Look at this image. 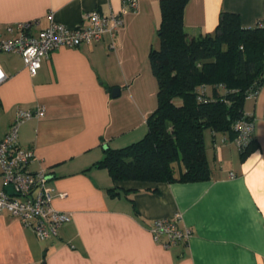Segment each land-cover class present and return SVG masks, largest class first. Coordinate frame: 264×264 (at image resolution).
I'll return each instance as SVG.
<instances>
[{
	"label": "crops",
	"instance_id": "1",
	"mask_svg": "<svg viewBox=\"0 0 264 264\" xmlns=\"http://www.w3.org/2000/svg\"><path fill=\"white\" fill-rule=\"evenodd\" d=\"M123 14L116 48L109 38L61 47L44 57L35 76L15 52H0L8 78L0 86V136L18 109L46 107L23 122L19 142L35 151L30 170L49 173L53 205L69 216L54 239L0 212V264H264V85L244 106L253 117L256 147L244 158L229 134L205 131L212 176L193 182L114 181L94 164L105 149L141 140L158 107L159 82L150 58L162 20L161 0H137ZM124 0H0V32L9 23L38 19L86 25L92 10L120 12ZM223 11L243 26L264 23V0H188L185 29L214 32ZM119 93L114 95V90ZM117 187V196L109 191ZM0 180V189H1ZM182 215L191 237L165 248L150 226Z\"/></svg>",
	"mask_w": 264,
	"mask_h": 264
},
{
	"label": "trees",
	"instance_id": "2",
	"mask_svg": "<svg viewBox=\"0 0 264 264\" xmlns=\"http://www.w3.org/2000/svg\"><path fill=\"white\" fill-rule=\"evenodd\" d=\"M188 0H161L162 20L150 58L159 82L158 107L139 141L105 149L94 165L116 181L208 180L205 131L239 136L238 125L253 117L244 110L264 85V23L245 27L239 14L223 11L214 32L185 29ZM256 147L255 136L242 149ZM238 148V147H237ZM117 196V187L109 189Z\"/></svg>",
	"mask_w": 264,
	"mask_h": 264
},
{
	"label": "built area",
	"instance_id": "3",
	"mask_svg": "<svg viewBox=\"0 0 264 264\" xmlns=\"http://www.w3.org/2000/svg\"><path fill=\"white\" fill-rule=\"evenodd\" d=\"M125 7L120 12H101L92 10L85 14L86 25L70 27L52 21L48 27L35 32L40 20L21 21L5 25L12 37L5 38L0 32V52H15L22 56L26 68L32 76L38 73L44 57L61 47H78L85 43H96L109 38L110 49L116 48L117 36L124 24L123 14L127 10H136L137 0H124ZM8 78L0 67V86ZM46 107L35 110L18 109L8 133L0 136V212H8L18 218L24 226L33 229L41 240L59 236L62 225L69 216L53 205L54 188L49 185V173L40 169L30 170L35 159V151L24 148L19 142V129L23 122L34 117H42ZM239 136L234 143L242 150L254 136V121L243 120L238 125ZM11 186L14 194L7 188ZM182 215L157 218L150 226L156 242L165 248H171L187 241L192 231L182 228L179 221Z\"/></svg>",
	"mask_w": 264,
	"mask_h": 264
},
{
	"label": "water",
	"instance_id": "4",
	"mask_svg": "<svg viewBox=\"0 0 264 264\" xmlns=\"http://www.w3.org/2000/svg\"><path fill=\"white\" fill-rule=\"evenodd\" d=\"M118 93H119V88H116V89L114 90V95H117ZM7 190L9 191L10 194H14L13 188H12L11 186H9V187L7 188Z\"/></svg>",
	"mask_w": 264,
	"mask_h": 264
}]
</instances>
